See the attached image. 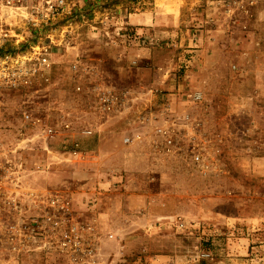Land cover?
<instances>
[{
	"label": "rangeland",
	"instance_id": "rangeland-1",
	"mask_svg": "<svg viewBox=\"0 0 264 264\" xmlns=\"http://www.w3.org/2000/svg\"><path fill=\"white\" fill-rule=\"evenodd\" d=\"M35 44L51 45L53 68L25 89L0 82V170L71 196L79 215L100 171L128 184L121 213L93 221L101 264H264V0H79ZM97 86L127 94L137 115L162 114V92L200 123L184 134L207 139L209 169L125 147Z\"/></svg>",
	"mask_w": 264,
	"mask_h": 264
},
{
	"label": "built area",
	"instance_id": "built-area-1",
	"mask_svg": "<svg viewBox=\"0 0 264 264\" xmlns=\"http://www.w3.org/2000/svg\"><path fill=\"white\" fill-rule=\"evenodd\" d=\"M77 2L0 0V82L5 87L25 89L34 86L41 77H47L53 68L52 48L50 44H35V40L41 29L70 16ZM85 70L90 72V68ZM96 90L100 113L118 116L126 125L122 137L125 147L149 145L156 155L170 158L185 152L191 164L198 165L202 171L209 169L204 161L205 152L210 148L207 139L187 135L188 129H198L200 123L193 121L189 113L173 114L162 92L152 93L164 101L163 113L154 116L134 114L127 94L98 86ZM190 97L194 104L202 100L198 92ZM25 120L43 131L44 137L54 136L55 130L46 122L29 115ZM235 131L239 133L238 129ZM82 134L88 137L95 133L86 129ZM73 153L79 155L76 151ZM22 171L17 166L0 170V263L101 264L96 243L98 226L93 223L96 220L90 218L92 222L88 223L86 210L79 215L71 196L32 188L23 179Z\"/></svg>",
	"mask_w": 264,
	"mask_h": 264
},
{
	"label": "crops",
	"instance_id": "crops-1",
	"mask_svg": "<svg viewBox=\"0 0 264 264\" xmlns=\"http://www.w3.org/2000/svg\"><path fill=\"white\" fill-rule=\"evenodd\" d=\"M140 20H144L147 16L143 17L142 15H136ZM144 18V19H143ZM152 25L153 23L150 22ZM150 26V25H149ZM116 177H106V173L104 174L103 171L99 172V177L96 183H88L87 187H90L89 193H83V196H86L87 203L86 204V211L87 216L91 217L97 221L105 220L106 218H110L112 216H116L117 214L121 213V202L126 201L123 198H119L117 195V191L123 190V188L128 189L127 185H118L116 182ZM91 185H95V190L98 192H94L91 189ZM88 189V190H89ZM106 190H110L106 192ZM117 192V193H116ZM123 195V194H122ZM127 196V195H126ZM130 197V195L128 196ZM134 198V196H132ZM120 199V200H119ZM131 205V204H129Z\"/></svg>",
	"mask_w": 264,
	"mask_h": 264
}]
</instances>
